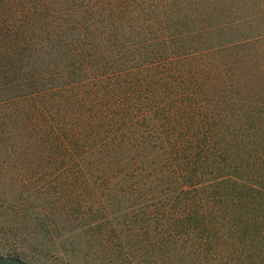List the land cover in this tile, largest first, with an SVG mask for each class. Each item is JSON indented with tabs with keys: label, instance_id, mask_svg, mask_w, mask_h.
Instances as JSON below:
<instances>
[{
	"label": "trees",
	"instance_id": "1",
	"mask_svg": "<svg viewBox=\"0 0 264 264\" xmlns=\"http://www.w3.org/2000/svg\"><path fill=\"white\" fill-rule=\"evenodd\" d=\"M4 132L43 257L264 264V0H0Z\"/></svg>",
	"mask_w": 264,
	"mask_h": 264
},
{
	"label": "rangeland",
	"instance_id": "2",
	"mask_svg": "<svg viewBox=\"0 0 264 264\" xmlns=\"http://www.w3.org/2000/svg\"><path fill=\"white\" fill-rule=\"evenodd\" d=\"M8 137L6 135L4 140L0 138V259L6 261L2 264H83L81 260L77 262L75 256L72 257L73 255L69 253L71 249L69 243L62 247L58 245L62 248L60 254L58 246L57 248L49 246L50 254H44L43 257L37 252L38 249L34 248L41 239L33 241L23 226L24 221L19 222L17 218L12 217L15 209L27 213L31 206L38 204L40 169L39 161L36 159L33 165L21 152L24 148L21 147L22 144L16 147ZM31 176L36 178L33 188H23L24 179ZM31 191H34L33 197Z\"/></svg>",
	"mask_w": 264,
	"mask_h": 264
},
{
	"label": "flooded vegetation",
	"instance_id": "3",
	"mask_svg": "<svg viewBox=\"0 0 264 264\" xmlns=\"http://www.w3.org/2000/svg\"><path fill=\"white\" fill-rule=\"evenodd\" d=\"M0 261H1V259H0ZM3 263H6V261H4ZM0 264H2V263H0Z\"/></svg>",
	"mask_w": 264,
	"mask_h": 264
},
{
	"label": "water",
	"instance_id": "4",
	"mask_svg": "<svg viewBox=\"0 0 264 264\" xmlns=\"http://www.w3.org/2000/svg\"><path fill=\"white\" fill-rule=\"evenodd\" d=\"M3 262H4L3 260L0 261V263H3Z\"/></svg>",
	"mask_w": 264,
	"mask_h": 264
}]
</instances>
